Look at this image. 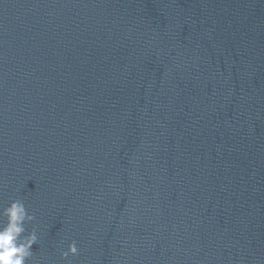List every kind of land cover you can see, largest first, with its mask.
I'll return each instance as SVG.
<instances>
[{"label":"water","instance_id":"95a60500","mask_svg":"<svg viewBox=\"0 0 264 264\" xmlns=\"http://www.w3.org/2000/svg\"><path fill=\"white\" fill-rule=\"evenodd\" d=\"M14 199L28 264H264V0H0Z\"/></svg>","mask_w":264,"mask_h":264},{"label":"clouds","instance_id":"9594fccd","mask_svg":"<svg viewBox=\"0 0 264 264\" xmlns=\"http://www.w3.org/2000/svg\"><path fill=\"white\" fill-rule=\"evenodd\" d=\"M35 219L34 212L22 199H14L10 204L0 206V264H28L39 236L35 225L31 231L26 225ZM78 253L77 242L73 240L67 250L61 251V256L66 259Z\"/></svg>","mask_w":264,"mask_h":264}]
</instances>
